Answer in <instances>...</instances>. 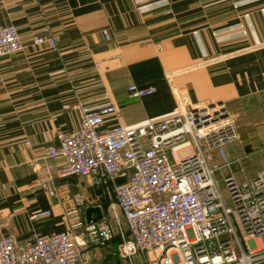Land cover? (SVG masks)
<instances>
[{"label": "crops", "instance_id": "1", "mask_svg": "<svg viewBox=\"0 0 264 264\" xmlns=\"http://www.w3.org/2000/svg\"><path fill=\"white\" fill-rule=\"evenodd\" d=\"M9 25L25 48L0 59V235L26 245L67 230L75 194L96 201L92 208L106 203L88 180L59 178L63 159L45 156L58 133L79 127L80 107L111 103L108 130L166 119L176 106L223 104L240 137L227 156L248 155V176L264 168V128L237 119L263 97L264 0H0V26ZM37 36L54 38L57 48L33 45ZM130 85L155 92L132 99ZM255 243L249 250L263 252L262 240ZM118 244L115 236L101 250L90 247L89 264H122L113 255Z\"/></svg>", "mask_w": 264, "mask_h": 264}, {"label": "built area", "instance_id": "2", "mask_svg": "<svg viewBox=\"0 0 264 264\" xmlns=\"http://www.w3.org/2000/svg\"><path fill=\"white\" fill-rule=\"evenodd\" d=\"M103 35L108 40L106 32ZM45 43L57 48L52 37L32 40L35 46ZM24 48L15 26H0V59ZM127 91L130 98L142 99L155 89L130 85ZM261 95L264 98V81ZM79 114V127L58 133L45 156L63 159L59 178H84L102 191L108 200L106 206L97 204L102 218L85 222L81 209L96 201L75 194L74 206L66 212L67 230L37 235L26 245L0 235V264H89V248L101 250L115 236L120 243L113 255L122 264H135L149 251L154 252L149 264L264 260V251L247 247L255 246L256 239L264 243V168L248 176V155L227 156L240 137L223 104L194 106L187 112L176 106L166 119L108 130L102 128L115 114L111 103L80 107ZM41 186L50 197H58L46 183ZM48 214L36 212L31 218Z\"/></svg>", "mask_w": 264, "mask_h": 264}, {"label": "rangeland", "instance_id": "3", "mask_svg": "<svg viewBox=\"0 0 264 264\" xmlns=\"http://www.w3.org/2000/svg\"><path fill=\"white\" fill-rule=\"evenodd\" d=\"M254 108L258 110L254 111ZM253 111H250V108H243L238 111V122L239 124H251L257 123L258 127L264 128V98H260L258 101V105L254 106ZM84 179V178H83ZM85 181V180H83Z\"/></svg>", "mask_w": 264, "mask_h": 264}, {"label": "water", "instance_id": "4", "mask_svg": "<svg viewBox=\"0 0 264 264\" xmlns=\"http://www.w3.org/2000/svg\"><path fill=\"white\" fill-rule=\"evenodd\" d=\"M94 213L96 216L94 218H91V214ZM85 216L88 222H96L102 218V211L99 207H89L85 210Z\"/></svg>", "mask_w": 264, "mask_h": 264}, {"label": "trees", "instance_id": "5", "mask_svg": "<svg viewBox=\"0 0 264 264\" xmlns=\"http://www.w3.org/2000/svg\"><path fill=\"white\" fill-rule=\"evenodd\" d=\"M107 205V200H106V203L104 204V206ZM117 237V241L120 243V238L118 236ZM114 239V238H113Z\"/></svg>", "mask_w": 264, "mask_h": 264}, {"label": "bare ground", "instance_id": "6", "mask_svg": "<svg viewBox=\"0 0 264 264\" xmlns=\"http://www.w3.org/2000/svg\"><path fill=\"white\" fill-rule=\"evenodd\" d=\"M257 242H259V241L257 240Z\"/></svg>", "mask_w": 264, "mask_h": 264}]
</instances>
